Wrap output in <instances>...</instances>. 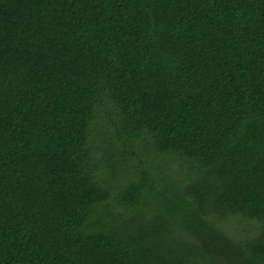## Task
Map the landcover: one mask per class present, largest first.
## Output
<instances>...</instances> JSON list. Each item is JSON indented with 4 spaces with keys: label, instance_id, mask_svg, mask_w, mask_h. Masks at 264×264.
Returning <instances> with one entry per match:
<instances>
[{
    "label": "trees",
    "instance_id": "1",
    "mask_svg": "<svg viewBox=\"0 0 264 264\" xmlns=\"http://www.w3.org/2000/svg\"><path fill=\"white\" fill-rule=\"evenodd\" d=\"M0 264H264V0H0Z\"/></svg>",
    "mask_w": 264,
    "mask_h": 264
},
{
    "label": "rangeland",
    "instance_id": "2",
    "mask_svg": "<svg viewBox=\"0 0 264 264\" xmlns=\"http://www.w3.org/2000/svg\"><path fill=\"white\" fill-rule=\"evenodd\" d=\"M246 229H248V230H250L252 232V229L251 228L246 227ZM236 230L241 231V229H239L238 227L236 228Z\"/></svg>",
    "mask_w": 264,
    "mask_h": 264
}]
</instances>
